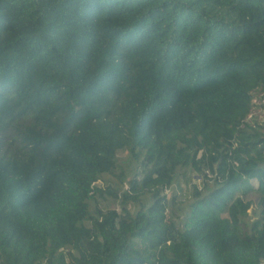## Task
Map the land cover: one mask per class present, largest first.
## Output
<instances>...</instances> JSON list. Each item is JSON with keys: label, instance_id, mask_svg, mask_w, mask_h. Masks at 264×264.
I'll return each instance as SVG.
<instances>
[{"label": "trees", "instance_id": "obj_1", "mask_svg": "<svg viewBox=\"0 0 264 264\" xmlns=\"http://www.w3.org/2000/svg\"><path fill=\"white\" fill-rule=\"evenodd\" d=\"M256 88L264 0H0V264H263ZM122 150L143 154L126 201L177 168L213 178L180 225L156 191L90 217Z\"/></svg>", "mask_w": 264, "mask_h": 264}, {"label": "rangeland", "instance_id": "obj_2", "mask_svg": "<svg viewBox=\"0 0 264 264\" xmlns=\"http://www.w3.org/2000/svg\"><path fill=\"white\" fill-rule=\"evenodd\" d=\"M255 131L264 134V127L255 128ZM142 161L143 154L137 150L134 153L129 150L117 152L115 169L109 174L102 175L94 184L99 192L94 193L93 198L88 202L90 217H97L98 214L110 211L120 215L123 214V209L134 215L141 205H143L142 208H147L152 204V195L156 191L158 197L166 201L165 216L180 225L183 214L192 203L194 190H202L205 184H210L209 180L213 178L209 172V177H204L202 173H196L190 168H177L168 188H158L139 196L136 201H126L122 198V194L129 191V182L132 179L140 178ZM251 184L256 187V181H251ZM246 200L251 202V207L244 218L245 223L249 225L262 215L264 207L259 204L254 193L248 195Z\"/></svg>", "mask_w": 264, "mask_h": 264}, {"label": "built area", "instance_id": "obj_3", "mask_svg": "<svg viewBox=\"0 0 264 264\" xmlns=\"http://www.w3.org/2000/svg\"><path fill=\"white\" fill-rule=\"evenodd\" d=\"M250 108L248 114L241 122V129H255L264 127V88L250 91ZM209 177V173L205 172Z\"/></svg>", "mask_w": 264, "mask_h": 264}]
</instances>
